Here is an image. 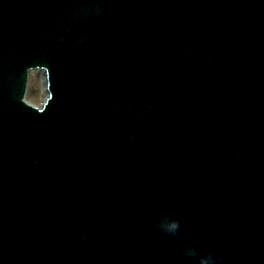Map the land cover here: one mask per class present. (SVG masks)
Instances as JSON below:
<instances>
[{"label":"water","instance_id":"water-1","mask_svg":"<svg viewBox=\"0 0 264 264\" xmlns=\"http://www.w3.org/2000/svg\"><path fill=\"white\" fill-rule=\"evenodd\" d=\"M0 44L13 60L0 114L30 132L1 154L16 175L0 173L13 180L0 195L34 193L33 211L37 197L89 201L56 223L86 241L52 264H264V156L249 138L264 124L242 123L264 119V0H0ZM31 68L49 74L44 110L24 100ZM169 98L173 128L210 138L202 159L158 141L170 122L147 123ZM149 169L164 179L125 190Z\"/></svg>","mask_w":264,"mask_h":264},{"label":"bare ground","instance_id":"bare-ground-1","mask_svg":"<svg viewBox=\"0 0 264 264\" xmlns=\"http://www.w3.org/2000/svg\"><path fill=\"white\" fill-rule=\"evenodd\" d=\"M38 73V74H36ZM33 74H36L34 79L32 77L31 83L34 84L35 86L37 85V88L34 89V93L37 94V96H33V92H31V90L28 89L27 92V99L29 101H31L34 104L40 105L41 101L43 100V97L46 95V92L44 91V82H43V72L40 73L39 71H31V76ZM30 83V84H31ZM31 94V95H30Z\"/></svg>","mask_w":264,"mask_h":264},{"label":"rangeland","instance_id":"rangeland-1","mask_svg":"<svg viewBox=\"0 0 264 264\" xmlns=\"http://www.w3.org/2000/svg\"><path fill=\"white\" fill-rule=\"evenodd\" d=\"M36 74H38V73H36ZM36 74H33L31 77H33V79H34V77H35ZM32 81H33V80H32ZM35 88H37V85L35 86L34 84L31 83L30 86H29V90H31V92H33ZM33 94H34L33 96H35V97L37 96V94H35L34 92H33ZM30 95H31V94H30ZM43 99H44V98H43ZM41 102H42V101H41Z\"/></svg>","mask_w":264,"mask_h":264}]
</instances>
